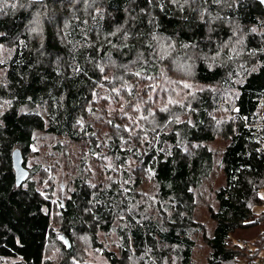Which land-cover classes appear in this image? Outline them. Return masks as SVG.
<instances>
[{"label":"trees","instance_id":"trees-1","mask_svg":"<svg viewBox=\"0 0 264 264\" xmlns=\"http://www.w3.org/2000/svg\"><path fill=\"white\" fill-rule=\"evenodd\" d=\"M183 1L187 6L168 0H0V49L9 51L0 60V100L6 103L0 113V260L50 264L48 243L57 234L53 207L28 168L33 135L46 131L87 142L99 163L114 162L126 174V187L75 181L55 219L64 239L60 264H73L77 236L91 238L103 264H194L196 234L203 230L194 219L192 190L211 174L208 144L220 136L229 140L221 157L225 184L211 212L213 235H204L206 264H237L241 252L230 245L231 236L259 222L252 207L264 204V118L255 115L264 97V3L205 0L194 8L196 0ZM204 8L222 19L210 24L199 14ZM234 30L244 33L246 57L240 61L247 72L221 130L212 118L226 105L207 88L224 82L229 67L212 65L204 55H214ZM163 40L174 46L165 55L158 54ZM199 53L191 71L204 88L193 89L178 64ZM96 106L109 119L105 136L83 123ZM15 150L29 171L21 186ZM148 175L158 187L155 204L138 193ZM253 264H264L261 254Z\"/></svg>","mask_w":264,"mask_h":264},{"label":"rangeland","instance_id":"rangeland-1","mask_svg":"<svg viewBox=\"0 0 264 264\" xmlns=\"http://www.w3.org/2000/svg\"><path fill=\"white\" fill-rule=\"evenodd\" d=\"M170 3L179 6L188 4L183 0H168ZM203 1V2H202ZM205 0H196L191 6L194 8L204 6ZM200 16H204L209 20L210 24L218 23L222 17L215 13V10L204 8L199 11ZM202 14V15H201ZM234 24V23H230ZM236 26V24H235ZM234 26V27H235ZM233 28V27H231ZM244 33L240 30L232 32L231 37L220 47L215 54L204 55L206 60L210 61L212 65L223 64L229 67L227 79L224 82L216 84L207 88L208 93L216 98V101H224V109H219L214 113L212 121L219 129L222 130L221 122L228 112L233 111L229 103L234 104L236 98V86L240 84L241 79L245 76L247 70L243 62L240 61L246 57V49L243 45ZM173 44L169 41L163 40L159 44L158 54L165 55L172 50ZM9 51L7 48L0 49V60L7 58ZM198 58V59H197ZM201 58V54H192L188 58H181L182 70L181 76L193 82L192 88H204L194 82L193 73L191 71L194 63ZM161 70V76L168 75L167 70ZM176 73V74H179ZM3 73L0 72V79ZM152 81L149 85H154ZM6 103L0 100V113ZM230 108V109H229ZM128 109V108H126ZM228 110V112L226 110ZM116 115L113 116L115 118ZM227 117V116H226ZM231 121L236 124L234 114H231ZM264 118V117H262ZM226 119V118H225ZM89 122L94 126V131L97 133L100 129L102 135H106L104 126L109 122L105 118L101 106H96L95 110L91 112L90 117L83 123ZM34 144L32 153L28 156V168L34 170L35 175L31 179L35 182L37 190L46 199L50 200L53 207L54 229L56 237L51 239L48 243L47 261L50 264H60L65 258L63 249V237L60 231V222L55 219H60L59 207L62 202L68 200L76 189L75 181L77 179L84 180L85 183L92 187L108 188L114 181H118L121 185L126 187V174L124 168L118 164L111 163L107 160L106 163L98 162L97 156L93 155L88 149L87 142H72L67 138L57 137L46 131H36L33 135ZM229 140L223 137H218L214 142L208 144L209 149L214 154V163L211 174L205 178L198 189L192 190L194 195L195 210L194 219L197 225L203 231L197 232L196 238L198 247L194 255V264H206L209 247L205 243L204 235L208 238L212 237L215 221L211 218V212L218 208L215 199L217 190L225 184V176L222 171L221 157ZM131 147L134 144L130 145ZM172 146L167 144L165 152L169 153ZM105 153L104 151L102 154ZM128 180V178H127ZM129 181V180H128ZM138 193L142 196L148 197V204H155L157 202L158 187L152 176H146L144 183L138 188ZM261 197L264 199V190L261 192ZM254 217L261 219L259 222H253L247 228L238 230L231 236L230 245L238 247L241 254L237 257V264H253L259 258L260 254L264 261V204L262 206H253ZM105 236L100 235V240H104ZM108 242L112 243L113 239L108 238ZM109 243V244H110ZM71 262L73 264H103L98 253L92 248L90 237H75L74 251ZM16 260H0V264H17Z\"/></svg>","mask_w":264,"mask_h":264},{"label":"water","instance_id":"water-1","mask_svg":"<svg viewBox=\"0 0 264 264\" xmlns=\"http://www.w3.org/2000/svg\"><path fill=\"white\" fill-rule=\"evenodd\" d=\"M13 166L16 173L17 185L21 186L29 177V171L23 166V156L20 150H15L13 152Z\"/></svg>","mask_w":264,"mask_h":264},{"label":"built area","instance_id":"built-area-1","mask_svg":"<svg viewBox=\"0 0 264 264\" xmlns=\"http://www.w3.org/2000/svg\"><path fill=\"white\" fill-rule=\"evenodd\" d=\"M255 115L261 118L264 117V97L258 100V105H257Z\"/></svg>","mask_w":264,"mask_h":264},{"label":"snow or ice","instance_id":"snow-or-ice-1","mask_svg":"<svg viewBox=\"0 0 264 264\" xmlns=\"http://www.w3.org/2000/svg\"><path fill=\"white\" fill-rule=\"evenodd\" d=\"M261 3H264V0H261ZM0 11H2V9H0Z\"/></svg>","mask_w":264,"mask_h":264}]
</instances>
